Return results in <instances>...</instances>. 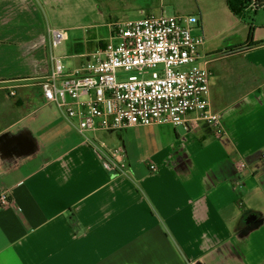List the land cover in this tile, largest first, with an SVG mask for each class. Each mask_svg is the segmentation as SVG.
<instances>
[{
    "label": "crops",
    "instance_id": "crops-1",
    "mask_svg": "<svg viewBox=\"0 0 264 264\" xmlns=\"http://www.w3.org/2000/svg\"><path fill=\"white\" fill-rule=\"evenodd\" d=\"M252 2L238 14L228 0H200L189 12L200 20L198 63L214 73L211 108L224 133L196 116L188 127L159 125L152 137L164 144L158 170H150L153 154L137 164L123 145L129 174L113 177L63 115L42 117L44 94L41 105L29 94V80L51 72V29L75 37L73 54L63 57L80 67L105 47L115 21L163 14L168 5L184 15L188 5L0 0V82L15 80L12 97H19L0 107L4 115L18 111L0 125V189L18 203L0 206V264H264V161L257 157L264 152V6ZM87 5L94 6L89 19L81 12ZM80 32L86 35H73ZM244 160L249 167L241 169Z\"/></svg>",
    "mask_w": 264,
    "mask_h": 264
},
{
    "label": "built area",
    "instance_id": "built-area-1",
    "mask_svg": "<svg viewBox=\"0 0 264 264\" xmlns=\"http://www.w3.org/2000/svg\"><path fill=\"white\" fill-rule=\"evenodd\" d=\"M199 25L197 16L164 13L117 20L105 47L73 69L54 53L68 39V32L52 28L51 72L33 77V86L42 88L47 103L77 129L111 176L127 175L125 150L108 145L99 138L101 133L141 125L188 127L194 116L218 135L225 131L222 117L211 108L214 73L198 63L205 43L194 33ZM14 81L0 82V88L15 96ZM260 155L264 161V152ZM149 161L150 170L157 171V159ZM247 167L244 160L240 168ZM0 206L18 207L6 188L0 189Z\"/></svg>",
    "mask_w": 264,
    "mask_h": 264
},
{
    "label": "rangeland",
    "instance_id": "rangeland-1",
    "mask_svg": "<svg viewBox=\"0 0 264 264\" xmlns=\"http://www.w3.org/2000/svg\"><path fill=\"white\" fill-rule=\"evenodd\" d=\"M168 1V0H165ZM175 2H177L178 6L180 8H183L184 5H188L185 9L182 10V13L184 15H190L189 12H193L196 10L197 5L200 3V0H173ZM166 10L164 14L167 15H172L174 13L173 9L171 8L170 5H168V7H165ZM94 9L93 5H87V9L85 10H81V12H86L84 13V16L86 19H89V12H91V10ZM98 15V13L95 14V17ZM156 15H160L156 14ZM132 17L133 19H138L139 17L137 16H129ZM142 17V16H141ZM88 23V22H86ZM103 30V29H102ZM87 32L89 33L88 36L93 32V29H87ZM103 37L107 38L108 36V32L107 29L103 30ZM73 35H77V36H85L86 33H78V34H73ZM73 37V36H72ZM70 38V40H67L65 42H63L62 44H60L57 48H55L54 53L60 56H64V55H72L73 54V48H74V40L73 38ZM51 45L48 48V54H49V59L51 56ZM78 61H74L73 58H69L65 61L66 66L69 69H73L74 67H76V63ZM183 69H188V67L183 68ZM212 81V80H211ZM30 83H33V80H29ZM34 89V96H33V90L30 88L29 89V94L32 95L33 100H37L38 104L41 105L42 103H44V99H43V93H42V89L38 86H33ZM21 92L23 89H20ZM18 98L19 97H12L8 91L6 90H2L0 89V107H3L6 103L12 101L13 103L18 102ZM3 101H6L3 103ZM40 114L43 115L46 114L47 116V121L48 122H53L55 121L56 118H60L63 119L62 114L60 113L59 109L54 105H42L40 106ZM0 115L3 116V108L0 109ZM218 115H220V117H222L221 113L219 112H215ZM18 115V111H14L13 116L12 115H4V117L2 119H0V125H2L1 123L6 122V121H10L12 119V117L17 116ZM65 121V119H63ZM42 120L39 119L38 122H35L34 125H38V123H40ZM159 125H141V126H135V127H131L126 129L123 133H121V131H114V132H105V133H101L100 134V139L106 141L108 143V145L110 146H115L118 147L119 149H125V147L123 145L126 146L127 150H129V157L131 159V161H134L137 164L142 163V161L146 158L147 160H149V155L153 154V156H155V158L158 161V156L156 152L158 149H160L164 144H162V142L157 141L155 139H153L152 137L155 134V131L157 130Z\"/></svg>",
    "mask_w": 264,
    "mask_h": 264
},
{
    "label": "trees",
    "instance_id": "trees-1",
    "mask_svg": "<svg viewBox=\"0 0 264 264\" xmlns=\"http://www.w3.org/2000/svg\"><path fill=\"white\" fill-rule=\"evenodd\" d=\"M248 1L249 0H228V5L233 12L240 14L247 7ZM256 2V6L254 7L255 10L264 6V0H256ZM257 157L259 160H261V155ZM257 157H250L249 160L255 159Z\"/></svg>",
    "mask_w": 264,
    "mask_h": 264
},
{
    "label": "flooded vegetation",
    "instance_id": "flooded-vegetation-1",
    "mask_svg": "<svg viewBox=\"0 0 264 264\" xmlns=\"http://www.w3.org/2000/svg\"><path fill=\"white\" fill-rule=\"evenodd\" d=\"M21 135H22V138L24 140V137H25L24 133H22ZM23 146H25V144H23Z\"/></svg>",
    "mask_w": 264,
    "mask_h": 264
},
{
    "label": "bare ground",
    "instance_id": "bare-ground-1",
    "mask_svg": "<svg viewBox=\"0 0 264 264\" xmlns=\"http://www.w3.org/2000/svg\"><path fill=\"white\" fill-rule=\"evenodd\" d=\"M254 5V4H253Z\"/></svg>",
    "mask_w": 264,
    "mask_h": 264
}]
</instances>
